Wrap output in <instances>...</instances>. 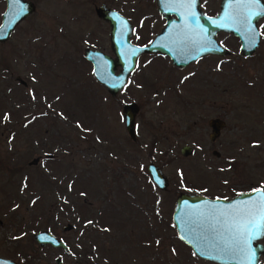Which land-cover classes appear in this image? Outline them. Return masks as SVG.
Listing matches in <instances>:
<instances>
[{
  "label": "rangeland",
  "instance_id": "obj_1",
  "mask_svg": "<svg viewBox=\"0 0 264 264\" xmlns=\"http://www.w3.org/2000/svg\"><path fill=\"white\" fill-rule=\"evenodd\" d=\"M34 9L0 42V257L19 264H216L195 257L175 234L180 192L230 198L264 191V17L261 41L182 68L140 57L125 87L109 95L82 56L111 55L100 3L127 17L133 42L163 20L155 0H28ZM218 0H201L214 13ZM4 0H0V13ZM18 77L24 84H21ZM135 102L131 139L120 113ZM224 127L208 140L207 121ZM189 145L191 154L179 148ZM166 177L154 187L146 166ZM65 224L71 228L62 230ZM48 230L67 252L39 246ZM264 243V236L260 239Z\"/></svg>",
  "mask_w": 264,
  "mask_h": 264
},
{
  "label": "water",
  "instance_id": "obj_2",
  "mask_svg": "<svg viewBox=\"0 0 264 264\" xmlns=\"http://www.w3.org/2000/svg\"><path fill=\"white\" fill-rule=\"evenodd\" d=\"M195 0H155V7L164 19L160 30L146 45L131 42L132 26L130 20L106 6L104 3L93 8L97 18L109 25V48L111 55L97 49L85 47L83 58L90 63L91 74L109 95H115L126 85L128 74L134 69L140 54L166 56L171 65L182 68L207 55H223L227 49L217 43L216 33L223 32L238 39V52L250 56L259 41L256 26L258 19L264 17V2L249 4L247 0H220L214 15L205 14ZM34 9L31 1L4 0L0 13V42L8 39L15 25L27 17ZM258 15L248 20V13ZM22 12V14H20ZM195 12L194 22L191 13ZM15 80L24 84L18 77ZM138 107L135 102L125 103L121 108V119L127 135L134 139V118ZM210 128L208 140L213 141L224 127L218 118L207 121ZM189 145L179 148L182 156L191 154ZM150 183L163 190L167 185L166 177L152 163L146 166ZM261 189L240 192L230 198H209L195 193L180 192L175 197L171 211V222L176 237L185 244L198 259L216 264H264V244L258 238L250 239L245 225L255 223L264 215V196ZM234 225V226H233ZM65 224L62 230L70 229ZM39 245L61 248L67 252L63 240L48 230L32 234ZM242 249V250H241ZM56 264L60 259H55ZM0 264H17L15 261L0 257Z\"/></svg>",
  "mask_w": 264,
  "mask_h": 264
},
{
  "label": "flooded vegetation",
  "instance_id": "obj_3",
  "mask_svg": "<svg viewBox=\"0 0 264 264\" xmlns=\"http://www.w3.org/2000/svg\"><path fill=\"white\" fill-rule=\"evenodd\" d=\"M219 1L220 0H218V2H217V10H218V5H219ZM263 2H264V0H262ZM155 3V2H154ZM200 4H201V1H200ZM156 8V7H155ZM217 10L214 12V13H212V12H205V11H203L205 14H207V15H209V16H211V15H214L216 12H217ZM156 11H157V9H156ZM157 16L158 17H160L162 20H163V23H162V25H161V27L163 26V24H164V19H163V17L160 15V13L157 11ZM262 21H263V18H260V19H258V21L256 22V26H257V29H258V33H259V41H258V44H257V46H256V48H258L259 47V44H260V41H261V33H260V28H259V26H260V24L262 23ZM131 23V22H130ZM131 26H132V32H131V37L133 36V34H134V31H135V29L133 28V25H132V23H131ZM161 27H159V30H160V28ZM158 30V31H159ZM157 31V32H158ZM155 34V33H154ZM154 34H153V36H154ZM220 34H222V35H224L225 37L226 36H231L232 37V39H234V41L236 42V44H237V50H238V48H239V43H238V39L236 38V37H234V36H232V35H230V34H226V33H223V32H217L216 33V35H215V37H216V40H217V43L218 44H220V45H224V42L222 41L223 39H219V35ZM152 36V37H153ZM131 37H130V39H131ZM152 37H151V39H152ZM151 39H149V40H147V41H140V42H133V40H131V42L132 43H134V44H137V45H146L147 43H149V41L151 40ZM255 48V49H256ZM255 51V50H254ZM148 56V58L147 59H150V57L152 58V56H156V57H161V58H163V59H165V58H167L166 56H162V55H157V54H140L138 57H137V60H136V62L140 59V57H147ZM212 56V55H211ZM243 57H247V56H243ZM202 58V57H201ZM200 59V58H199ZM169 60V59H168ZM175 67V66H174ZM178 68V67H177ZM55 237H57V236H55ZM47 246H49V245H47ZM55 249H58V248H55ZM60 249V248H59ZM17 264H19V263H17Z\"/></svg>",
  "mask_w": 264,
  "mask_h": 264
},
{
  "label": "snow or ice",
  "instance_id": "obj_4",
  "mask_svg": "<svg viewBox=\"0 0 264 264\" xmlns=\"http://www.w3.org/2000/svg\"><path fill=\"white\" fill-rule=\"evenodd\" d=\"M192 2L195 3V0H192ZM247 2L249 4H253V3H259L260 0H247ZM13 3H19V0H13ZM20 14H22V12ZM258 14H259L258 12L250 11L248 13V20L250 21L252 16L258 15ZM190 15L194 22L198 19L195 12H192ZM261 195L264 196V192H262ZM244 227L245 229H248L250 239L258 238L259 235H264V215H262L260 219L256 221L255 223H252L250 228H249V225H245ZM250 264H251V258H250Z\"/></svg>",
  "mask_w": 264,
  "mask_h": 264
}]
</instances>
